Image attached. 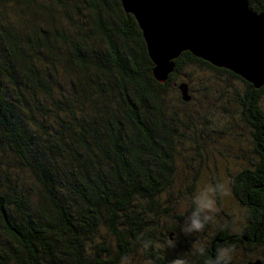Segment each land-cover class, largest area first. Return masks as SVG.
<instances>
[{
    "label": "trees",
    "instance_id": "1",
    "mask_svg": "<svg viewBox=\"0 0 264 264\" xmlns=\"http://www.w3.org/2000/svg\"><path fill=\"white\" fill-rule=\"evenodd\" d=\"M248 1L264 11V0ZM198 63L243 83L227 101L249 127L257 159L230 180L248 212L239 233L218 227L210 237L202 219L210 241L195 250L181 213L197 207L194 187L178 184L187 177L183 149L200 145L203 157L208 126L202 110L181 108L195 97L189 87L185 101L179 85ZM152 70L121 0H0V264H127L137 256L181 264L176 244L198 264H234L222 248L264 247V86L189 51L166 83ZM231 123L232 137L219 133L226 146L243 135Z\"/></svg>",
    "mask_w": 264,
    "mask_h": 264
},
{
    "label": "water",
    "instance_id": "2",
    "mask_svg": "<svg viewBox=\"0 0 264 264\" xmlns=\"http://www.w3.org/2000/svg\"><path fill=\"white\" fill-rule=\"evenodd\" d=\"M121 3L138 22L159 83H166L175 60L189 51L215 67L232 71L256 89L264 86V11H255L248 0ZM179 90L185 101L191 99L186 82Z\"/></svg>",
    "mask_w": 264,
    "mask_h": 264
},
{
    "label": "rangeland",
    "instance_id": "3",
    "mask_svg": "<svg viewBox=\"0 0 264 264\" xmlns=\"http://www.w3.org/2000/svg\"><path fill=\"white\" fill-rule=\"evenodd\" d=\"M198 64L185 69L186 72L193 75V80L186 82L189 87H192L190 94L195 99L192 101L193 104L181 108L193 113L202 110L203 116H207V119L203 120L206 121L208 126L207 135L206 140L202 141V145L206 143L207 147L205 150L202 149L203 157H200L201 159L197 156L196 151L200 149V145L199 147L195 144L190 146L188 143L186 149H183V152L187 153L188 150L189 153H187L189 157H186L187 159L183 164V171L187 174V177L185 178L186 183L178 184L179 188H186L188 184L194 187L193 202H196L197 207L190 210V204L185 205L186 207L182 208L181 213L184 217L182 225L184 226L185 240L195 250L207 245L210 237L213 236L218 227L230 226L233 233H239L248 212L232 198L230 180L237 169L246 164V161L257 159L249 127L238 120V116L237 119L231 117L236 116L237 108H235V104L231 105L228 102L229 100L227 101L229 96L233 98L236 88L241 93L243 92V83L235 78H230L227 81L225 76L220 75L219 77L217 73L210 71L203 64ZM206 82L210 83L208 86L209 88L212 87V90L211 92H204L208 93L204 95L202 84ZM195 85H199V87ZM230 121L233 123L236 121L240 125V127H236V132L243 135L237 134L239 139L226 146L223 143L224 135H219V133L226 130L227 135L232 137V134H229L231 128H228L232 124ZM225 127L227 128L224 129ZM198 217L201 219L198 220ZM202 219H205L208 224L204 227V231L209 230L210 237L203 235ZM195 225H199V228L196 229ZM172 248L179 254L176 255L177 261L179 259L183 260V258L186 259L183 262L180 260L181 264H198L196 259L192 258L189 253L182 251L184 248L182 249L181 244H176ZM220 251L224 260H231L234 264L256 263L259 262L257 258L264 257V247L260 246L244 249L242 245H239L237 247L222 248ZM194 252L198 255L197 251ZM136 258L127 264H149L141 256Z\"/></svg>",
    "mask_w": 264,
    "mask_h": 264
}]
</instances>
